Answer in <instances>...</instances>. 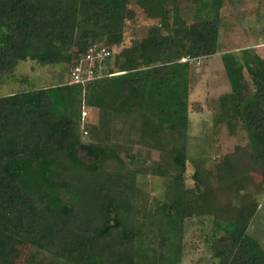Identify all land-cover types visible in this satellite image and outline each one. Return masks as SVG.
<instances>
[{
    "label": "trees",
    "instance_id": "16d2710c",
    "mask_svg": "<svg viewBox=\"0 0 264 264\" xmlns=\"http://www.w3.org/2000/svg\"><path fill=\"white\" fill-rule=\"evenodd\" d=\"M180 1L135 0L159 25L123 62L129 0H0V76L27 60L70 67L94 44L113 54L91 82L62 76L0 96V264H20L28 247L67 264H181L186 223L200 218L212 220L217 264H264L248 234L252 193L264 183V59L246 60L249 97L232 89L220 99L218 121L231 134L242 122L248 143L214 172L194 161L186 188L190 62L217 53L224 0H196L189 24L179 21ZM85 107L96 111L91 125ZM132 145L158 159L141 161ZM138 175L164 179V199L149 203Z\"/></svg>",
    "mask_w": 264,
    "mask_h": 264
},
{
    "label": "rangeland",
    "instance_id": "374dc122",
    "mask_svg": "<svg viewBox=\"0 0 264 264\" xmlns=\"http://www.w3.org/2000/svg\"><path fill=\"white\" fill-rule=\"evenodd\" d=\"M179 21L192 23L196 20L199 3L196 0L178 2ZM128 7L134 18L125 22L123 40L117 50L129 59L135 50V42L146 36L150 28L159 25V20L147 18L135 0H129ZM222 21L218 36L217 53L190 62V83L188 88V141L187 164L184 186L192 188L194 181V161H203L202 171H215L222 157L236 146H245L248 136L242 122L234 128V134L223 122H219L220 99L232 89L240 100L252 94V85L247 72V58L261 55L264 59V0H224L220 10ZM257 46L260 47L257 49ZM115 53V52H113ZM112 60V58L110 59ZM184 61V60H183ZM71 67V66H70ZM70 67L56 65L41 67L33 61L19 62L14 76H0V96L28 91L32 88L54 84L59 77L69 80ZM83 123L91 125L96 121V111L85 107ZM124 126V125H123ZM124 126L123 129H126ZM119 131V130H118ZM82 135L87 137V133ZM123 138L124 136H118ZM131 152L146 163L156 161L158 153L138 145L130 146ZM140 162V161H139ZM143 163L134 165L138 168ZM214 181V180H213ZM137 185L148 195L149 203L154 199H164V179L150 175H138ZM253 199L258 210L251 221L248 234L258 240L264 248V183L258 191H253ZM213 233L210 218H200L186 223L184 252L181 264H217L213 257L215 249L209 250L207 238ZM20 264H67L48 253L28 247Z\"/></svg>",
    "mask_w": 264,
    "mask_h": 264
},
{
    "label": "built area",
    "instance_id": "2783aa9c",
    "mask_svg": "<svg viewBox=\"0 0 264 264\" xmlns=\"http://www.w3.org/2000/svg\"><path fill=\"white\" fill-rule=\"evenodd\" d=\"M112 56L113 54L107 47L101 44L92 45L84 57L71 65L68 84H85L102 77L105 68L104 62Z\"/></svg>",
    "mask_w": 264,
    "mask_h": 264
},
{
    "label": "crops",
    "instance_id": "0c3cea01",
    "mask_svg": "<svg viewBox=\"0 0 264 264\" xmlns=\"http://www.w3.org/2000/svg\"><path fill=\"white\" fill-rule=\"evenodd\" d=\"M260 47L257 46V49H259ZM261 56V55H260ZM262 58V57H261ZM69 78V77H68Z\"/></svg>",
    "mask_w": 264,
    "mask_h": 264
}]
</instances>
